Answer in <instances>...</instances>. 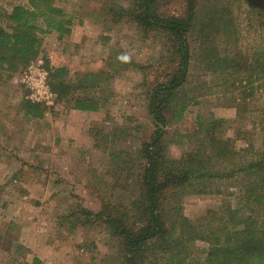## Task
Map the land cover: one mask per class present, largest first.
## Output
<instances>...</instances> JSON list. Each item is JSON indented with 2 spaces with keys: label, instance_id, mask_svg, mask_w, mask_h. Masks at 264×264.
<instances>
[{
  "label": "trees",
  "instance_id": "1",
  "mask_svg": "<svg viewBox=\"0 0 264 264\" xmlns=\"http://www.w3.org/2000/svg\"><path fill=\"white\" fill-rule=\"evenodd\" d=\"M3 1L0 79L35 62L42 55L45 35L61 38L72 26V17L52 0L10 7ZM242 5L248 8L247 29L262 34L259 45L247 53L238 48L240 30L234 13ZM110 13L111 25L124 18L144 38L158 40V63L140 66L126 60V51L110 49L97 70L70 74L45 60L49 87L58 103L95 113L112 99V82L119 71H135L152 129L134 152L102 148L107 178L95 176L89 183L91 194H102L101 205L97 211L79 207L69 215L71 226L102 227L121 245L120 264H264V143L254 149L248 143L253 133L246 139L233 129L234 137H226V121L202 123L200 116L197 131L189 136L192 150L171 159L166 143L168 128L181 122L189 106L198 104L193 91L186 90L194 58L221 87L236 85L251 96L264 86V0H131L127 8L117 6ZM190 38L196 46L194 55ZM22 108L26 116H43L40 105L25 102ZM116 133L104 138L117 139ZM225 187L231 192L216 212L195 221L182 213L185 195H221L220 188ZM197 242L207 248L197 253ZM32 264L40 261L33 258Z\"/></svg>",
  "mask_w": 264,
  "mask_h": 264
},
{
  "label": "rangeland",
  "instance_id": "2",
  "mask_svg": "<svg viewBox=\"0 0 264 264\" xmlns=\"http://www.w3.org/2000/svg\"><path fill=\"white\" fill-rule=\"evenodd\" d=\"M29 1L4 0L3 3L9 7L27 6ZM52 1L72 17L70 31L73 28L81 30L85 22L88 24V33L84 29L80 32L81 43L77 46L85 56L88 51L92 53L95 67H100L110 49L126 51V60L140 66L158 63L161 51L157 39L144 38L124 18L115 20L117 24H110L113 16L110 9L127 8L131 0ZM246 12L245 5L234 11L240 30L238 48L243 53L259 45L262 37L261 32L247 29ZM70 35L71 32L61 38L53 33L45 35L42 55L38 59L46 60L51 66L50 57L59 52V45L70 44ZM190 40L194 55L196 46ZM97 42L103 46L101 56L94 55L101 49ZM24 70L26 68L13 75L5 74L0 79V264H32L33 258L40 264H120L122 249L119 241L111 239L97 225L73 228V219L69 220V215L79 207L92 211L99 209L102 194H91L89 183L93 184L95 176L102 180L107 178L109 167L102 165L106 158L105 148L134 152L141 141L149 139L152 126L138 87L140 76L129 69L120 70L112 82L114 95L102 109L100 120L85 130L84 139L69 140L67 146L65 141L64 144L56 142L61 130L58 127L62 125L61 114L69 110L65 105L56 102L51 108L40 106L44 111L41 118L25 115L26 110L22 107L25 102H30L26 100L28 91L20 82ZM188 81L186 90L188 93L193 91L191 96L196 97L198 104L189 106L181 122L168 128L169 158L179 159L192 150L193 141L189 136L197 131V116L202 123L209 119L223 120L224 124L226 121V137H234L233 129L240 130L246 139L253 133L248 143L254 149L262 147L264 86L261 82L258 85L262 87L251 96L247 89L236 85L235 89L221 87L215 77L206 74L195 63V58ZM72 125L67 126L66 134L74 130ZM114 131L119 135L117 139L104 138ZM96 144L100 149L95 147ZM97 182L99 190L103 191V184ZM220 189L221 195H185L181 202L184 216L195 221L209 212H216L231 192L226 187ZM206 248L202 242H197L194 247L197 253Z\"/></svg>",
  "mask_w": 264,
  "mask_h": 264
},
{
  "label": "crops",
  "instance_id": "3",
  "mask_svg": "<svg viewBox=\"0 0 264 264\" xmlns=\"http://www.w3.org/2000/svg\"><path fill=\"white\" fill-rule=\"evenodd\" d=\"M81 28H82L81 30L78 29L75 30V28L71 29V35L69 38L70 44L65 47L59 45L57 49L59 50V52L57 51V54L54 57H50L52 66H54L55 68H65L69 71L70 74L78 73V72H86V71L90 72L98 69V67H95L96 65L93 64L94 58L92 57V53H90L86 49L88 53L85 56L80 51L81 47L77 46L81 43L82 35L80 32L84 29V31L88 33L89 26L85 22L83 27ZM97 43L99 44L101 49H99V51H97V53H95L94 55L100 54L101 56L102 55L101 50L103 46L99 42ZM95 63L98 64L99 62H95ZM101 114H103L102 109L95 113L79 112L71 109H69L68 111H64L63 114H61L62 117L60 120L62 121V125L58 127V129L60 128L61 130L60 133L57 135L56 142L59 141V143L64 144L65 141L68 146V144L70 143L69 140L72 139L77 140L78 138L84 139L85 130H87V128H90L91 125L96 124L100 120ZM69 125H72L75 128L71 134H66L65 129Z\"/></svg>",
  "mask_w": 264,
  "mask_h": 264
},
{
  "label": "built area",
  "instance_id": "4",
  "mask_svg": "<svg viewBox=\"0 0 264 264\" xmlns=\"http://www.w3.org/2000/svg\"><path fill=\"white\" fill-rule=\"evenodd\" d=\"M20 82L28 91L26 100L30 103L51 108L57 102L56 95L49 87L48 73L42 59H37L21 73Z\"/></svg>",
  "mask_w": 264,
  "mask_h": 264
}]
</instances>
